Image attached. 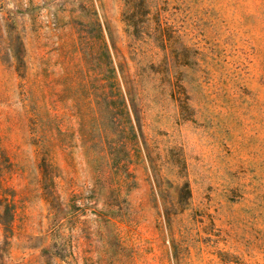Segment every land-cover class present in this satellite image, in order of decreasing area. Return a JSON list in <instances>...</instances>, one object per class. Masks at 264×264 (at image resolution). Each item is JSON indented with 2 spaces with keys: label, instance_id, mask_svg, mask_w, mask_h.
Wrapping results in <instances>:
<instances>
[{
  "label": "rangeland",
  "instance_id": "obj_1",
  "mask_svg": "<svg viewBox=\"0 0 264 264\" xmlns=\"http://www.w3.org/2000/svg\"><path fill=\"white\" fill-rule=\"evenodd\" d=\"M264 264V0H0V264Z\"/></svg>",
  "mask_w": 264,
  "mask_h": 264
},
{
  "label": "trees",
  "instance_id": "obj_2",
  "mask_svg": "<svg viewBox=\"0 0 264 264\" xmlns=\"http://www.w3.org/2000/svg\"><path fill=\"white\" fill-rule=\"evenodd\" d=\"M69 264H72L71 262H69Z\"/></svg>",
  "mask_w": 264,
  "mask_h": 264
}]
</instances>
